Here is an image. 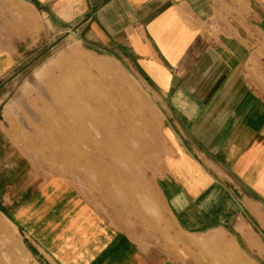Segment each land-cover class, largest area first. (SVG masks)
Segmentation results:
<instances>
[{
  "label": "crops",
  "instance_id": "0c3cea01",
  "mask_svg": "<svg viewBox=\"0 0 264 264\" xmlns=\"http://www.w3.org/2000/svg\"><path fill=\"white\" fill-rule=\"evenodd\" d=\"M22 2L133 67L158 98L174 146L155 178L172 258L144 249L137 228L55 193L45 201L57 231L36 255L16 243L15 256L13 218L0 211V264H264V0ZM20 216L40 220L30 203Z\"/></svg>",
  "mask_w": 264,
  "mask_h": 264
},
{
  "label": "rangeland",
  "instance_id": "374dc122",
  "mask_svg": "<svg viewBox=\"0 0 264 264\" xmlns=\"http://www.w3.org/2000/svg\"><path fill=\"white\" fill-rule=\"evenodd\" d=\"M22 1L0 0V59L7 60L0 78V205L14 204L13 214L9 206H0V211L13 218L15 256H21L16 243L36 255L38 239L53 241L57 222L45 195L52 199L56 193L63 201L85 200L120 228H137L144 249L152 245L159 255L163 252V257L172 258L170 242L164 240L167 218L155 178L168 168L174 146L158 98L133 67L102 47L83 43L71 33H58L50 18L40 17ZM86 59L99 68L81 64ZM69 65L73 74L68 88H76L87 76L92 92L106 97L110 150L117 149L119 155L109 152L103 172L87 168V161L76 167L73 159L60 156L71 145L61 146L53 131L49 111L54 104H41L35 94L43 92L51 74ZM29 203L32 212H40L39 221L33 217L23 222L20 212Z\"/></svg>",
  "mask_w": 264,
  "mask_h": 264
},
{
  "label": "bare ground",
  "instance_id": "6f19581e",
  "mask_svg": "<svg viewBox=\"0 0 264 264\" xmlns=\"http://www.w3.org/2000/svg\"><path fill=\"white\" fill-rule=\"evenodd\" d=\"M81 64H88V67L93 68L98 66L88 60ZM72 74L73 67L70 65L51 74L43 92L35 93L38 98L36 99L44 105L47 101L54 104V109L49 111L54 123L53 131L58 134L59 141H62L61 146L64 143L71 145L69 151L61 152L60 156L73 159L76 167L82 166V161H87V168L102 171L104 160L111 151L106 121V97L103 93L92 92L89 87L91 78L87 76L76 88H68L67 83L71 80ZM111 153L119 155L117 149L115 151L113 149Z\"/></svg>",
  "mask_w": 264,
  "mask_h": 264
}]
</instances>
